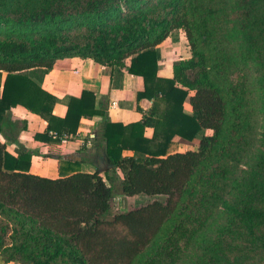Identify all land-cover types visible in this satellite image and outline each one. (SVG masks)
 <instances>
[{
	"label": "trees",
	"instance_id": "1",
	"mask_svg": "<svg viewBox=\"0 0 264 264\" xmlns=\"http://www.w3.org/2000/svg\"><path fill=\"white\" fill-rule=\"evenodd\" d=\"M179 31L190 57L161 78L156 48ZM75 56L141 77L137 98L152 104L139 121L105 120L93 138L103 153L59 157V177L30 172L34 153L0 141L5 261L236 264L218 253L235 224L230 248L243 231L242 256L264 247V0H0V135L17 105L46 121L34 136L43 141L101 113L83 90L53 115L56 97L27 74ZM175 137L199 140L180 151ZM85 162L95 170L81 171ZM115 180L123 196L154 198L106 218Z\"/></svg>",
	"mask_w": 264,
	"mask_h": 264
},
{
	"label": "crops",
	"instance_id": "2",
	"mask_svg": "<svg viewBox=\"0 0 264 264\" xmlns=\"http://www.w3.org/2000/svg\"><path fill=\"white\" fill-rule=\"evenodd\" d=\"M156 51L159 61L157 75L161 78L172 76L173 62L190 57L189 46L182 31L164 40L157 46ZM55 62L51 69H33L27 72L34 82L56 97L53 115L64 117L71 98L79 97L83 90L93 93L95 108L101 113L81 118L75 136L66 142L43 141L35 139L34 136L46 130V121L25 107L17 105L11 108V113L22 127H19L14 134L7 131L4 135H0V141L6 144L7 151L12 155H16L20 147L34 153L31 157L30 172L52 178L62 175L59 165L62 164L63 157L79 159L78 149H83L87 137L91 134L95 135L105 120L109 119L125 125L139 121L142 118L140 109L146 111L152 104V100L137 98L136 93L143 90V80L139 76L127 73L125 68L112 69L90 58L77 56ZM184 105L187 110L189 104L185 102ZM152 133V128H145V136L150 137ZM198 140L197 138L193 142H183L178 137L174 139L178 142V146H187L183 150L196 147ZM86 147L91 153H103L102 146L93 140ZM79 169L83 172H93L95 165L85 162L79 166Z\"/></svg>",
	"mask_w": 264,
	"mask_h": 264
},
{
	"label": "rangeland",
	"instance_id": "3",
	"mask_svg": "<svg viewBox=\"0 0 264 264\" xmlns=\"http://www.w3.org/2000/svg\"><path fill=\"white\" fill-rule=\"evenodd\" d=\"M186 51H187V47ZM182 53L183 50H181ZM185 106V105H184ZM189 108L187 109L188 111H190V105H188ZM10 122L11 124L7 127L8 130L11 133L10 134H14L16 133L17 129L19 127H22V124H20L19 121L15 120L14 116L12 115V113L10 114ZM10 126H12L10 128ZM10 129V130H9ZM6 131V132H7ZM179 149L183 150L186 147L180 145L178 146ZM79 154V158H85L88 160H94L96 157L92 154V153H88L87 151H85L84 149H78ZM95 154V153H94ZM101 154V153H100ZM96 161L95 164L98 165V167H101V169L104 171L105 168L103 167V164ZM111 185L113 186V200H112V206H111V210L110 212L105 215L106 218H110L113 216V214L117 213V212H122V211H128L131 209H135L141 205H143L144 203H146L147 201L153 200V197H147L144 195H138V196H133V197H127V196H123V194L120 191V185H119V181L115 180L111 183ZM236 224L232 225L230 227H228V229L225 231L224 235L221 238V243H220V247L218 248V253L221 254V256L223 258H227L229 259V261L236 263V264H264V247L262 248H257L255 252L253 253H249L247 257L242 256L241 252H240V248H241V244L244 241V237H246L245 232L243 231V236L242 235H238V241H236L237 243H239V247L236 249H232L228 246V237L230 233H234V230H236ZM258 232L264 237V228L260 227L258 229ZM261 243H259L260 245ZM252 249H255V247H249L247 245H245V251L248 252ZM235 255L237 258L236 259H232L230 256ZM6 258V254H4L3 250L0 249V260H1V264H7V262L5 261ZM14 264H18V262H14ZM21 264V263H19Z\"/></svg>",
	"mask_w": 264,
	"mask_h": 264
},
{
	"label": "built area",
	"instance_id": "4",
	"mask_svg": "<svg viewBox=\"0 0 264 264\" xmlns=\"http://www.w3.org/2000/svg\"><path fill=\"white\" fill-rule=\"evenodd\" d=\"M49 136L51 137V139H52L53 141H56V142H66V141H68L69 139L73 138L75 135H66V134H64V135H61V136H60V135H58L57 133L50 131V132H49ZM94 137H95L94 134L89 135V136L87 137L86 142L84 143V145H85V146H86V145H90V143H91V141L93 140Z\"/></svg>",
	"mask_w": 264,
	"mask_h": 264
}]
</instances>
